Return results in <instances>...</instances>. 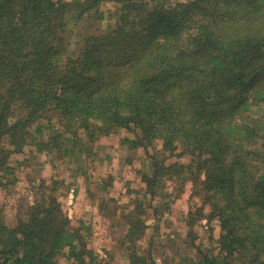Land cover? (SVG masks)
<instances>
[{
	"label": "trees",
	"instance_id": "1",
	"mask_svg": "<svg viewBox=\"0 0 264 264\" xmlns=\"http://www.w3.org/2000/svg\"><path fill=\"white\" fill-rule=\"evenodd\" d=\"M105 2L114 27L62 53L68 20ZM121 130L119 144L147 156L146 193L190 183L201 205L187 223L218 222L207 248L188 227L195 255L176 264H264V0H0V187L26 152L84 164ZM176 149L187 161L166 160ZM52 178L13 222L0 207V264H110L63 210L60 187L75 194V182ZM142 214L135 204L125 215L126 264H157L138 245Z\"/></svg>",
	"mask_w": 264,
	"mask_h": 264
},
{
	"label": "rangeland",
	"instance_id": "2",
	"mask_svg": "<svg viewBox=\"0 0 264 264\" xmlns=\"http://www.w3.org/2000/svg\"><path fill=\"white\" fill-rule=\"evenodd\" d=\"M161 1L169 3L174 0ZM114 12V4L105 2L96 12L90 11L81 18L69 19L61 35L62 53L73 52L87 34L105 33L112 29L116 21ZM125 134L121 130L119 134L104 136L89 150L88 155L94 159L88 161L86 158L84 164L81 163L84 157L56 152H26L29 162L15 168L16 182L6 188L0 187V207L5 221L13 222V216L24 211L32 202V189L38 180L44 178L43 182L49 184L53 176L75 182V194L71 191L72 187H60L58 193L63 210L72 224L80 225L82 221L91 227L89 245L110 264L127 263L122 243L127 229L125 215L135 204H142L141 217L147 225L138 242L139 248L144 252L150 251L157 264H176L180 256L195 255V249L187 248L184 243L189 240L185 235L188 227L196 235L194 243L211 247L212 241L218 237V222L203 217L191 225L187 223L193 217L188 218V212L201 205V199L193 194L191 184L176 189L167 181V191H172L171 196L164 193L166 188L157 191L154 196L146 193L137 169L147 166V156L141 148L129 150L120 145L119 138ZM177 153L179 149L169 155L166 153V160L170 163L187 161L186 156ZM157 155L159 158L163 156L161 150H157ZM107 183L108 187L105 186Z\"/></svg>",
	"mask_w": 264,
	"mask_h": 264
}]
</instances>
